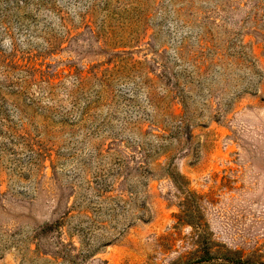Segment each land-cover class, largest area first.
Segmentation results:
<instances>
[{
	"label": "rangeland",
	"instance_id": "374dc122",
	"mask_svg": "<svg viewBox=\"0 0 264 264\" xmlns=\"http://www.w3.org/2000/svg\"><path fill=\"white\" fill-rule=\"evenodd\" d=\"M0 264H264V0H0Z\"/></svg>",
	"mask_w": 264,
	"mask_h": 264
},
{
	"label": "trees",
	"instance_id": "16d2710c",
	"mask_svg": "<svg viewBox=\"0 0 264 264\" xmlns=\"http://www.w3.org/2000/svg\"><path fill=\"white\" fill-rule=\"evenodd\" d=\"M45 2H46V0H37L38 4H42V3H45ZM30 71H31V69L25 68V67H23L21 69H18V68L16 69V72H21L22 73L23 79L30 78V76L32 75V73ZM32 78L34 80H36V78H34V77H32ZM36 82L37 83L35 85L39 87L38 89H45L47 87L48 91H46V92L48 94L49 93L51 94L50 89H52V87H53V82H52V80L50 78L43 77V78H40V79L36 80Z\"/></svg>",
	"mask_w": 264,
	"mask_h": 264
}]
</instances>
